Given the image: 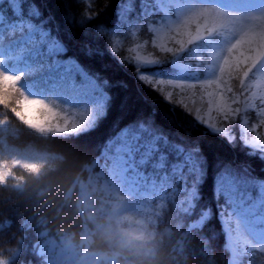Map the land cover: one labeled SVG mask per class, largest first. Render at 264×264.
I'll list each match as a JSON object with an SVG mask.
<instances>
[{
    "label": "trees",
    "instance_id": "obj_1",
    "mask_svg": "<svg viewBox=\"0 0 264 264\" xmlns=\"http://www.w3.org/2000/svg\"><path fill=\"white\" fill-rule=\"evenodd\" d=\"M118 3L119 0H93L92 8H88L85 0L0 2L1 51H15L18 47L23 34H11L8 26L20 19L29 20L35 28L48 33L47 42L41 47L45 54L38 57V72L24 75L20 88L26 94L34 81L42 82L36 88H49L54 83L51 79L64 73L52 89L54 105L61 110L64 100L78 96L83 107L75 110L80 131L62 135L29 129L0 106V163L11 166L13 161L18 162L11 177L0 183V225L4 226L0 230V252L4 264H48L38 254L42 232L59 237L73 230L84 231L76 196L67 199V193L86 166L104 160L103 150L108 143L111 147L122 142L125 130L136 143L137 156L144 155L149 144L156 146L139 168L149 177H166L171 182L152 238L171 264H223L226 236L219 218L225 202L217 193L222 180L230 179L251 197L258 196V183L264 182V157L245 145L240 117L234 122V138L230 141L200 123L192 111L168 101L160 90L143 81L139 77L141 71L153 73L156 69L143 68L129 59L134 55L129 49L151 39L147 23L162 14H149L150 7L134 0V11L122 17ZM257 10L255 6L252 10L245 7L238 15ZM86 11L96 15L88 19ZM136 30L137 35L132 36ZM48 43L57 46L48 52ZM112 47L116 48L115 54ZM12 64L9 61L0 70L8 73ZM164 68L171 75L176 74L169 63ZM47 78L48 86L43 84ZM252 118L258 120L255 113ZM22 164H43L46 171L34 175ZM98 168L99 165L95 167ZM175 189L179 190L176 195ZM188 192H193V206L185 209L177 200ZM53 193L55 199H50ZM100 203L97 197L95 209L85 214L87 224L95 232L97 224L106 223L98 216ZM207 211L208 218L200 228L188 233L183 252L178 254L175 248L188 232L187 226ZM25 224L27 228H22ZM205 248L208 255L201 254ZM13 249L18 254L14 255Z\"/></svg>",
    "mask_w": 264,
    "mask_h": 264
},
{
    "label": "rangeland",
    "instance_id": "obj_2",
    "mask_svg": "<svg viewBox=\"0 0 264 264\" xmlns=\"http://www.w3.org/2000/svg\"><path fill=\"white\" fill-rule=\"evenodd\" d=\"M258 1L264 2V0H201L203 3L220 4L222 5V10L237 15L246 5L236 8L229 7L228 5L256 3ZM189 3L190 0H153L150 5L149 14L161 13L162 16L156 21L151 22L152 25L160 27L162 25L167 26L169 21L178 22L180 16L185 13ZM15 4L17 7L18 4L16 2ZM247 6L253 9V6ZM2 18L3 15L0 13V22L3 20ZM8 29L11 34L22 33L23 37L15 51L0 50V61H2L0 62V66L12 61L13 64L9 67V74L14 76L20 74L23 76L34 75L38 72V57L44 53L41 47L47 42L48 33L35 28L33 23L26 19L15 21L8 26ZM153 39L157 43L166 44V31H160ZM229 42L228 39L222 36H213L190 46L185 52L172 58L170 54L159 52L158 48L152 47L148 40L139 42L134 48H137V45H141L138 48L140 55L155 56L161 59V62L156 64H141L136 62L143 68L156 69L153 73L141 71L139 77L149 78L153 82L150 84L158 90H160L159 86L155 87L154 84L161 80L196 84L197 87L195 89H185L182 96L179 90L174 88L165 87L164 92H161L166 98V92L171 91L173 96L170 102L181 105L179 101L183 100L184 106L181 105L182 107L189 109L194 114L195 110H199L202 116L207 115L209 108L207 92L203 88H200L199 85L206 80L214 78L216 74L214 69L216 60L210 57V53L220 50ZM54 48H56L55 44H47L48 52H51ZM162 55L165 57H162ZM198 56L199 58H197ZM167 63L176 71L175 75H171L164 68ZM189 65H192V67H188ZM58 68L59 66L55 67V69ZM262 76H264V64L258 66L250 74L249 79L252 81H250L249 87L252 91L264 93V77ZM63 77L64 73H61L57 79H52L54 83L49 88H36L42 82L40 81V84H38L34 81V86L26 92V95L54 105L55 96L52 89ZM48 79H45L43 84L48 86ZM57 101H60V99H57ZM81 106L82 102L80 98L75 96L74 98L64 100L61 110L55 107L57 110L62 111L64 115L69 116L70 119L80 123L75 110L77 108L82 109L83 107ZM252 113L255 112L249 110L240 116L241 137L249 148L255 152H260L264 156V129H260L257 132L251 130L258 124V120H253ZM256 115L258 118V114ZM212 117L213 119L216 118L214 112L212 113ZM235 121L225 126L218 122V126H224V131L218 134L232 141L234 138L233 127ZM257 136L260 139H257ZM121 139V143L114 144L105 150L104 160L99 165V169L96 170L94 165L85 167L84 173L87 176H80L75 181L68 193V198H71L76 193L79 209L84 213L94 208L92 200L93 196L96 195L100 198L101 202L100 207L97 208L100 209L97 210L100 212L98 216L106 221L105 227L123 229L136 234L143 233L151 235L153 238L155 235L156 219L165 206V199L170 194L168 193V189L171 182L166 177L161 180L155 179L153 176L149 177V175L139 168V165L145 163L156 149L152 143L146 147L144 155L139 154L137 156L136 143L133 142L132 138H129L127 131L122 133ZM258 189V197L252 198L241 185L234 183L230 179H224L219 183L217 193L225 202L221 210L220 221L226 239L228 236L226 229H231L233 232L239 230L243 236L254 241L258 236L264 235V193L261 191L264 189V182L258 183ZM173 192L176 195L179 190L175 189ZM192 198L193 192H188L185 195L179 196L177 203L185 209H190L193 206ZM203 219L205 217L193 222L191 225H195V228L200 227L203 224ZM44 233L46 235H41L42 243L40 246L50 252V255L43 256L47 263L51 258L52 264H79L82 246L69 248L64 243L66 235L56 239L47 232ZM93 233L94 231L86 226L83 234L92 235ZM183 237V240L178 242V246L175 249L177 253L183 252L186 235Z\"/></svg>",
    "mask_w": 264,
    "mask_h": 264
},
{
    "label": "snow or ice",
    "instance_id": "obj_3",
    "mask_svg": "<svg viewBox=\"0 0 264 264\" xmlns=\"http://www.w3.org/2000/svg\"><path fill=\"white\" fill-rule=\"evenodd\" d=\"M152 2L153 0H141L145 8H149ZM85 3L88 8H92L93 0H85ZM244 5L255 6L258 10L242 16L222 10L220 4L190 0L185 13L180 16L178 22L169 21L167 26L160 27H154L151 22L147 23L148 32L153 34L149 43L152 47L158 48L159 52L170 54L171 58L185 52L190 46L213 36L219 35L230 41L225 47L210 53V57L216 60L214 67L216 74L214 78L199 85L207 92L208 114L202 116L199 110H195V118L217 133L223 132L226 124L235 121L249 110L258 114V124L251 130L257 132L264 129V93L254 92L249 87L252 81L249 79L250 74L258 66L264 64V2L228 6L236 8ZM134 7V0H119L118 9L122 17L126 13L133 12ZM84 15L92 19L96 13L86 11ZM256 21L260 23L257 24ZM162 30L167 33L166 44L157 43L153 39ZM138 31H133L132 36L137 35ZM139 47L141 45L129 49L134 53L129 59L141 64L161 62V59L155 56L140 55ZM111 51L115 54L116 48L112 47ZM22 78L21 74L14 76L0 70V106L4 110L9 111L27 128L38 133L71 135L80 131L81 124L64 115L54 105L28 97L19 86ZM141 79L153 83L147 77L142 76ZM157 85L162 92L165 87L177 89L181 96L185 89L197 87L196 84L163 80L155 82L154 86ZM172 96L171 91L166 92V99L169 101ZM179 103L184 106L183 100ZM213 112L216 114L215 119L212 117ZM218 122L224 126H218ZM257 139L260 137L257 136ZM17 166L16 161H13L11 166L7 162L0 163V183H5ZM23 168L32 173L39 171V167L34 164H24ZM261 191L264 193V189ZM3 227L0 225V230H3ZM21 227L27 228V225ZM187 227L190 231L195 229V225ZM226 231L228 236L222 250L223 264H264V235L258 236L254 241L243 236L239 230L233 232L231 229H226ZM196 233L199 235V232L196 231ZM41 235H46V233ZM37 248L41 257L50 255L44 247L38 245ZM11 251L14 255L18 254L15 249ZM201 254L208 255V249H201ZM0 264H4L2 252H0ZM48 264H52L51 258Z\"/></svg>",
    "mask_w": 264,
    "mask_h": 264
},
{
    "label": "clouds",
    "instance_id": "obj_4",
    "mask_svg": "<svg viewBox=\"0 0 264 264\" xmlns=\"http://www.w3.org/2000/svg\"><path fill=\"white\" fill-rule=\"evenodd\" d=\"M45 171V165L41 164L38 172L30 173L43 175ZM55 196L53 193L50 199ZM64 243L69 248L82 246L79 264H171L153 243L151 235L105 227L103 223L97 224V231L92 235L69 232Z\"/></svg>",
    "mask_w": 264,
    "mask_h": 264
}]
</instances>
